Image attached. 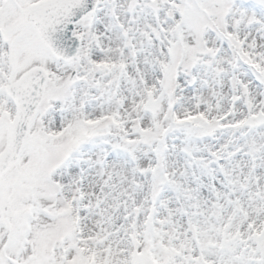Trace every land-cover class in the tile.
I'll list each match as a JSON object with an SVG mask.
<instances>
[{
  "label": "snow or ice",
  "instance_id": "1",
  "mask_svg": "<svg viewBox=\"0 0 264 264\" xmlns=\"http://www.w3.org/2000/svg\"><path fill=\"white\" fill-rule=\"evenodd\" d=\"M0 264H264V0H0Z\"/></svg>",
  "mask_w": 264,
  "mask_h": 264
}]
</instances>
